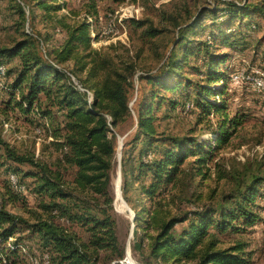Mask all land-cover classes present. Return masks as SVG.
Here are the masks:
<instances>
[{"label": "trees", "instance_id": "trees-1", "mask_svg": "<svg viewBox=\"0 0 264 264\" xmlns=\"http://www.w3.org/2000/svg\"><path fill=\"white\" fill-rule=\"evenodd\" d=\"M11 1L25 22V5ZM58 1L33 0L31 8L63 23V16L57 14L65 3ZM92 1L91 15H95ZM109 1L119 5L125 0ZM188 21L182 26L172 20L176 33L173 44L175 49H182V56L176 58L177 52L172 50L157 74L144 72L138 76L150 88L134 110L132 138L125 143L122 140L120 147L121 195L134 215L131 250L141 260H134L137 264H251L245 242L222 248L219 236L244 234L261 223L256 200L264 195V175H252L244 183L238 181L217 206L186 210L179 206L174 214L165 206L187 173L186 166L194 165V176L205 178L203 169L213 160V152L227 145L245 121L238 112H229L225 96L236 70L228 66V54L217 50L240 51L255 32H262L264 41V0H220L211 7L198 8ZM128 23L134 29L145 25L134 19ZM65 27L66 45L54 56L42 53L43 42L28 31L10 47H0V67L4 68L0 87L9 96L7 104L25 117H35L37 131L46 132L56 155L47 164L33 155L17 154L0 140L7 160L33 168L23 176L33 179L32 191L38 199L31 211L33 222H29L5 208L19 201L16 194L6 190L1 195L0 259L14 263L26 249L33 256L31 248L21 246L27 240L47 256L48 264H125L126 245L117 236L110 186L111 171L117 165V129L131 116L129 96L135 67L124 63L117 68L103 60L86 78L79 76L86 64L67 70L63 65L77 48H89L90 37L85 22L74 29ZM206 29L207 36L202 40L199 37ZM162 32L150 27L142 36L152 39ZM188 56L201 57L204 81L194 86L191 97L180 93L185 97L181 111L195 113V125L210 124L212 138L208 140L194 136L193 130L187 136H171L159 132L156 124V112L163 106H167V115L180 107L176 98L166 95H177L181 88L192 85L182 75ZM15 59L16 67L3 66ZM260 67L263 69L264 64ZM198 69L192 67L197 73ZM6 77H12L10 84L1 83ZM216 97L222 101L217 102ZM19 172L15 168L12 174L22 184ZM224 178H229L228 173L221 172L218 179ZM9 239L14 241L8 244Z\"/></svg>", "mask_w": 264, "mask_h": 264}, {"label": "rangeland", "instance_id": "rangeland-1", "mask_svg": "<svg viewBox=\"0 0 264 264\" xmlns=\"http://www.w3.org/2000/svg\"><path fill=\"white\" fill-rule=\"evenodd\" d=\"M220 0H125L122 4H113L109 0H94L96 14L91 15L92 0H59L65 3L57 15L63 16V23H57L55 20L47 19L41 10L31 8L33 0H16L25 5L26 21L20 18L15 10V3L11 0H0V47H10L13 42L21 39L23 32H30L34 37L39 38L43 44L41 52L57 55L64 49L68 39V29L65 27L76 28L81 23L88 25L90 37V46L86 50L77 48L75 54L63 65L67 70L80 68L86 64L79 76L86 78L91 73L93 66L103 60H108L113 66L120 68L126 64H133L135 73L132 78L133 88L130 91V109L131 116L120 124L117 129V139L115 153L117 152V165H113L111 171L110 193L114 198L113 216L116 221V231L119 241L126 245V251L134 264L135 261H141L138 254L131 250L134 234H131V217L121 202L119 195L118 178V156L120 154V141L123 143L129 141L136 126V117L134 110L137 103L143 99L150 86L138 80V76L149 72L157 74L161 66L169 56L170 51L176 50V58L182 56V49H175L173 44L175 38V29L172 22L176 19L182 26L188 23L189 18L194 15L200 7H211ZM237 2L253 0H234ZM134 5L139 9V14L134 20L145 22L141 29L132 28L126 19L122 27L114 20L115 12L125 6ZM31 15H28V9ZM55 14H53L54 16ZM113 20L115 26L110 34H103L107 31V26ZM259 30H262L261 20H257ZM156 28L162 30V34L156 38H147L142 36V32L147 28ZM208 30L199 38L204 40ZM189 40L192 38L188 36ZM192 40V39H191ZM262 32H255L247 41V47L240 51L229 49H218V53H227L231 58L228 66L234 70L242 68L243 70L260 69L264 64V41ZM261 41V44H258ZM178 48V47H177ZM15 59L5 68L17 66ZM198 66V73L192 70V67ZM203 65L201 57L188 56L185 69L182 71L184 78L189 80L192 85L187 89L181 88L179 94L172 96L168 93L166 97L176 98L178 105L184 103L185 97L181 94H187L191 97L196 84H202L204 77L201 75ZM249 70V71H251ZM12 77L5 78L2 84H10ZM91 84V82H90ZM1 88V87H0ZM181 93V94H180ZM9 96L6 91L0 89V140L5 142L12 150L19 155L34 156L35 158L51 164L56 155L50 147V138L46 132L39 133L37 121L34 116L25 117L17 109H13L7 104ZM226 103L231 114L245 116V121L237 132L231 137L229 143L221 149L213 152V160L209 161L203 170L206 176H194L196 174L194 165L186 166L187 173L183 175L180 184L173 189L172 198L166 201L168 204L165 210L174 214L181 206L182 210L187 208L196 209L204 206H217L223 196L231 193L236 188L239 181L244 183L252 175H264V93H258L249 86L229 85V90L225 96ZM217 102H221L220 97H216ZM167 106H163L158 112L157 126L158 131L171 136H187L190 130H193L194 136L201 140L212 138L210 124L202 123L195 125L196 114H185L181 107H177L173 112L167 115ZM187 109V106H186ZM185 109V110H186ZM8 123L9 128L5 129L3 124ZM119 137V138H118ZM118 141V140H117ZM213 146V143H211ZM189 160L188 162H190ZM116 162V161H115ZM15 168L19 169L21 185L24 186V193L15 192L9 184V175ZM33 171L29 165H15L7 160L5 150L0 146V198L6 191L10 190L16 194L19 201L6 205V210L11 214L20 216L29 222H33L31 211L36 208L37 197L33 193V179L26 178L23 175ZM221 172L228 173L229 178L218 179ZM234 178V179H233ZM10 188V189H8ZM134 197V194L131 193ZM258 213L262 218L261 223L246 230L244 234H226L219 236L221 247H227L237 241L247 244V250L251 252V264H264V195L256 200ZM131 234V235H130ZM24 236V234H22ZM14 240L9 239L8 244ZM6 246H9V245ZM21 246H27L33 250V257L28 250L21 251L18 261L8 263L0 259V264H43L48 262L47 256H43L36 251L33 242L24 240ZM25 248V247H24ZM135 260V261H134Z\"/></svg>", "mask_w": 264, "mask_h": 264}, {"label": "built area", "instance_id": "built-area-1", "mask_svg": "<svg viewBox=\"0 0 264 264\" xmlns=\"http://www.w3.org/2000/svg\"><path fill=\"white\" fill-rule=\"evenodd\" d=\"M139 14V9L134 5H127L124 8L121 7L115 12L114 20L116 23L122 27V23L126 19H135ZM113 20L107 26V31L103 34H110L114 30L115 24ZM4 76V68L0 67V77ZM230 82L234 86H242L243 84H249L252 90L256 92L264 91V67L263 69H252L250 72L243 70L242 68L237 69L230 78ZM5 129L9 128L8 123L3 124ZM9 184L11 188L17 193H24L25 189L19 182L14 174L9 175ZM43 264H48L44 261Z\"/></svg>", "mask_w": 264, "mask_h": 264}, {"label": "water", "instance_id": "water-1", "mask_svg": "<svg viewBox=\"0 0 264 264\" xmlns=\"http://www.w3.org/2000/svg\"><path fill=\"white\" fill-rule=\"evenodd\" d=\"M120 146H122V140L120 141ZM117 175H118V178H119V195H120V199H121V202L124 205L126 211L129 213V216L131 217V223H132V225H131V230L130 231H131V234H132L133 233V228H134V226H133L134 215H133V212L131 211V209L127 206V204L123 200L122 195H121V190H120V185H121L120 154L118 156V173H117ZM123 263H125V264H131L130 258L127 255L126 249H125V259L123 260Z\"/></svg>", "mask_w": 264, "mask_h": 264}, {"label": "bare ground", "instance_id": "bare-ground-1", "mask_svg": "<svg viewBox=\"0 0 264 264\" xmlns=\"http://www.w3.org/2000/svg\"><path fill=\"white\" fill-rule=\"evenodd\" d=\"M130 262H131V264H134V263L132 262L131 258H130Z\"/></svg>", "mask_w": 264, "mask_h": 264}]
</instances>
